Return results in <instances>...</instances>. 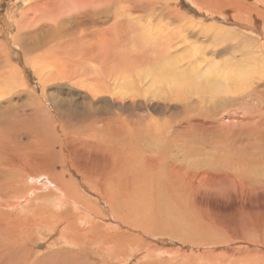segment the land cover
<instances>
[{"label": "rangeland", "instance_id": "374dc122", "mask_svg": "<svg viewBox=\"0 0 264 264\" xmlns=\"http://www.w3.org/2000/svg\"><path fill=\"white\" fill-rule=\"evenodd\" d=\"M46 1L48 0H0V49L2 50V52L0 50V71L1 73L3 72L4 78L6 77L7 73L12 72V75H16V81H19L15 82V85L13 83L11 87H8L3 83L2 79L4 78H2V74L0 73V84L4 85V91L2 92H6L3 97H0V135H4L3 138L0 137L3 140L2 141L0 139V161L2 160V164L1 162L0 164L1 166L4 164L7 166H2L4 172H1L0 174V183L4 181L3 183L5 184V186H12V184L14 183L13 177L19 172H24L25 167L26 170H28V167L31 166L30 163H36L38 166L46 165L48 168L56 165V172L60 173L61 171H64L62 173L64 174V177H66V180H68L69 177H73L72 180H76L78 182L80 181V178L76 176L77 174H79V171L78 173L74 174L75 171H71L70 165L68 164L69 160L67 159L70 157L69 149L66 146L62 147L61 142L59 141L60 139L63 140V138L61 137L59 132H57L58 134H54V132L50 131L53 130L51 123H53L52 119L54 118V116H51V112L55 114V117L57 119L58 117L60 118V115H69L74 118L72 119L73 121L79 120V122L77 121L76 124L78 126L75 125L68 129L69 138L67 141H63L64 145H66V143H68L69 141L73 146H75L76 137H79L81 139H88L90 134L93 135L95 133L94 131H90L89 129L87 131H84V128H86L87 124H80L82 123V114H85V112L81 110V107L83 105L82 100L85 98V92L89 93L86 88H82L77 84H69L65 81L63 83H60V79H58L55 83H52L53 81L49 82L48 80L45 81V79H43L42 77L40 78L38 75H36V71L33 67L36 59L32 57V59L30 60V57H28V55L27 57L25 56V54L28 52L27 49H29V46L32 43V40H28V38L23 37V35L21 38L16 39V36L18 34L24 33L26 31L35 30L37 34L43 33L40 39V46L49 44L48 47H51L49 49V53L57 50H64V46L66 44L67 46L73 45L71 41H85L86 43L96 41L98 36H94L92 34L87 35L89 32L82 31L80 27L79 31L74 30V27L78 25L81 19L75 18L74 15L76 13H73L71 11L63 16V31L59 28L57 29L58 31H56L55 29V31H53L48 26V24L52 22L53 15L55 14V11L52 10L53 8L51 6L48 9L47 17L38 16L36 13L22 16V13H28V11L34 12L35 9L38 10L40 7L42 9H39L38 13H41V11L43 12L44 6L40 4ZM90 1L89 4L94 5V3H97V1L100 0ZM131 1L134 2L136 0ZM159 1L157 0L156 2L155 0H152L150 4V6L153 5V7H151L152 9L149 10L148 8H150V6H148V8L146 9H140V11L137 10L138 12L136 10H132L130 12L126 4H117L115 7L110 8V13L114 10H117L121 15V18L119 20L121 22L125 21V19L129 16H132V18L140 19L144 22L151 21L154 22V24H160L159 28L161 30V33L158 36L160 38L167 39L168 37H171L172 42L171 40L169 41V43L167 41H164L162 42V45L164 49H167L169 51V57L173 56L176 61L178 60L176 64L177 68L185 65L186 67L188 66L195 69L196 66L195 71H202L215 65L217 67V72L212 71L211 73H207L204 75V78L207 80L208 85H199L198 82L193 83L190 87H192V89L194 90L195 95L200 98H197V96L187 95L188 93H186L185 99L187 100L178 98L175 95H173L171 100L163 99L159 96L156 98L151 96L145 97L143 95V86L144 88H146L147 84L145 83L147 82V80V83H149L150 78L148 77L146 81L136 79V83L135 81L131 82L134 83V87L137 90L136 93H139L138 97H134L132 99L127 98V100L124 99L125 104H122L120 102L115 103L114 107L112 109H106V112L112 114L124 105L122 111H120V115L122 119H127V130H124L126 137H131L133 135L136 136V134L142 135L143 138H141V141H148L146 142L145 147L148 148L151 146L150 149L155 148L154 146L156 145L155 143L150 144L149 142L152 140L151 138L154 137L150 133L151 130H154L156 132L155 134L159 136L161 134L159 132L162 129L161 137L163 139H165V135L167 139H175L176 144L179 145L182 144L180 141V137L186 136L187 131H190L191 128V132L193 130L196 131V129L198 131L199 129L203 130L207 128H216V136H210V138L215 141V144L217 142L216 145H218V148L216 150H213L209 143L200 142V139L201 137L203 138L202 135H204V133L197 134L196 132L194 135L187 134L188 137L186 138L185 148L182 150L183 152H179V157H177L178 147L176 146L175 141L171 146L172 149L170 148L169 150L167 143H165V147L167 150L166 163L168 164L169 160L174 162L176 165L180 163V165H177V167L183 172H191L198 176L205 175L204 173L207 172L208 168L212 164H217L219 170L222 173V175L220 176H224V179L219 182H208L210 189H212L214 193L210 194L212 196L209 195L210 191L208 193H201L204 197L200 200L201 202L194 198L195 196H187L183 206H180L178 204L173 205L172 203L165 201L166 199L164 200V197L167 196L161 195L163 198L160 197L159 200L158 198L157 200L151 198L154 193H150L149 190L144 189L146 180L138 174H130L133 170L135 171V169L139 168L138 165L133 162V164H131V168L129 164L125 173L126 178L127 175H131L132 183L133 180L134 183L132 184L130 182L129 184L132 185L133 190L130 192L132 201L130 200L131 205L129 204L127 206L129 207L128 211L131 212L132 215H135V213L137 214V219L133 217L132 219H134V221L136 220V222L139 224V227H141L140 225H143L144 227L146 224L148 228H150L148 229V231L145 228H142L141 234L140 232L134 233L131 230L125 228L121 230H124L125 232L130 231L129 233L138 235V237L143 240V250L148 249L154 251V256L152 257L147 251H145L146 262L144 261V259L139 260V258L137 260L131 259L132 261L128 260L127 258L124 260L120 258L119 262L113 260L108 264H165L166 262V264H245L246 260L248 261L249 258H256L258 254V258L264 259V247H262L264 246V239L260 240L257 238V235L259 233L264 238V189L257 191L251 185H243V179L248 176H243L241 181H239L238 177L230 176V174H227L230 172V169L225 162L226 156L228 154V151L225 148V144L229 139H231V137L234 139V141H236L237 146L246 144V139H250L251 143H254L258 136L253 133V127L256 124L264 127V125L262 124V118L264 117V89L262 88V86L264 85V75H259V73L264 72V0H255L252 2H249L248 0H237L240 2L238 4L243 7L244 13H246L244 16H242L243 20L248 19V16L251 15L256 18V20H252L247 23V26H253V29L252 27L248 28L247 26H245L243 22L239 21L236 15H232L234 13H232L230 9L235 10V8L231 4L225 5L222 0ZM87 7L90 8L91 6ZM59 9L63 10L62 4L60 5ZM75 9L77 12L81 11V8L78 4L75 6ZM170 10L174 11L175 14L172 18L176 19V17H178V15L180 14V16L178 17V21L176 20V22H174L172 21L173 19H169V22L166 21L171 17L170 15L167 17V12H169ZM13 15L15 16V18ZM111 20L112 21L109 23V25L115 23L113 22L114 18H112ZM42 27L44 31L39 30L42 29ZM59 30H61L60 33ZM181 30L182 32H186L181 33ZM56 32L60 34V38L61 35L65 38L60 40L56 39V41H53L54 35L57 34ZM76 32L79 36L75 35ZM59 34L56 36H59ZM63 34H65V36ZM86 35L90 36L89 39L86 38ZM81 38L84 39L82 40ZM177 38H179L180 41L185 40V43L183 45L178 44L175 48L172 49L170 46L176 43ZM67 40L68 42L66 43ZM56 45H58V48L60 47V45L63 46L62 48L60 47V49H58L57 47L56 49L53 48ZM26 46H28L27 49ZM67 46H65L66 50L64 51L70 49V47ZM73 46V49L75 50H77L78 48L80 50L82 49V47L85 48V45L82 46V44H75ZM76 46L77 49L75 48ZM152 51L158 52L156 48H154ZM39 54L40 52L36 53L35 56L41 57V55ZM139 54L142 55V57H138V61H136L137 66H139L140 69L144 71L145 58L143 57L142 53ZM148 55L149 57H152L154 59H157L158 57V55ZM73 56H75V60H78L80 62L82 57L81 53L68 54L67 61H72ZM132 60L135 61L136 58ZM256 60L258 63L255 62ZM156 63L157 62L155 61L154 64ZM252 63L255 65L258 64L256 65V68L254 67L255 65H252ZM250 65L255 69H252ZM134 66L135 65H132L130 67L127 66L125 71H129L128 68H131V70H137V66ZM258 66H260V69ZM150 67L152 66H149L148 68L151 69ZM155 69H158V67L152 68L153 71ZM241 69L246 70L243 72H248V75L245 77V79L239 81L235 80L232 83L231 73H237ZM121 74L125 75V73ZM41 79L42 81H40ZM105 84L108 85V87L110 86L112 87V89H114L115 84H118V86L120 85V81L114 82L110 79H107L105 80ZM194 84L196 86H193ZM136 85L139 86L136 87ZM166 88L169 87H165L164 89ZM258 89H260V93H258L256 97L251 98V96L256 94ZM164 93L165 90L162 92V94ZM214 94L218 95L214 97ZM53 96L54 98H56V103L52 101ZM240 96L242 97V103L239 102ZM108 97H111V99L114 98L115 100H117L118 98V96L113 92H109ZM141 98H143V100ZM66 99L70 101L71 105L67 106L68 102ZM98 99V101L101 102L99 97ZM135 99L140 101L138 104L139 106L135 105L134 108H128L131 105L127 103H129L130 101L135 102ZM199 101H201V103ZM77 104H80V106H77ZM146 104H148L149 106ZM187 104L190 107L187 106ZM99 105L101 104L99 103ZM32 106H34V108ZM49 106L50 115L46 113L45 109V107L48 108ZM163 106H165V108ZM182 107L184 110L182 109ZM238 108H242L243 110ZM39 110L42 112H40ZM103 111L105 112V110H102L101 112ZM30 115H32V117ZM103 115L100 114L101 117L105 118ZM26 116L27 118H29L30 116V120L27 119ZM39 117L41 119H38ZM154 118H156V120L158 119L159 122ZM236 118L241 119L242 121L237 122L235 120ZM3 119H5L4 122H2ZM22 119L26 121H23ZM17 120L21 121L18 122ZM39 120L41 122H38ZM58 120L60 122V125L65 121V119ZM32 121L35 124L31 123ZM43 121L46 122L45 125ZM26 122H29V124H27V127L24 128V126H26ZM5 125L7 126L5 127ZM8 126H12L15 128L11 127L10 129ZM201 127L204 128L201 129ZM177 129H180L182 131V134H176L174 131ZM15 130L18 134L15 133ZM19 131L21 132V136L19 135ZM227 131L230 132L227 133ZM25 132L26 134H24ZM56 134L60 135V139H57ZM12 135L15 136L12 137ZM5 136L6 138L12 137L10 139L8 138V140L5 139L6 142L11 140V142L9 141L8 144L4 142ZM83 142L78 144H83ZM5 143L7 144V146ZM13 143L15 145L17 143L16 147L15 145H13ZM23 143L24 145L22 147ZM36 143L38 144L36 145ZM129 143L130 142H128L127 145L126 156L128 154L131 155V153H134V149H132L133 147L131 146V143ZM4 146L6 147V151L4 150ZM261 146L263 147L252 148L254 154H260L261 156H264V142ZM197 149H199L200 152L198 155L195 154V150ZM188 151H190L192 154H188ZM79 152L82 154V150H79ZM145 152L147 154H150L152 151L145 150ZM32 153L33 156L35 154L34 157L29 156ZM51 153L52 155H50ZM207 153H209V158H206ZM138 155L139 157H141L140 152H138ZM28 156L30 157V159H28ZM242 157L243 160H245V163H247L246 160L250 158V155L248 153H242ZM77 158L79 161H81L79 154ZM32 160L35 162H33ZM211 160L212 164L210 163ZM18 161L21 165L19 164L20 168L16 166L18 168L17 169L15 165L18 163ZM60 161L65 163L66 165H64L63 167ZM126 161L129 162V158H127ZM25 163L27 164L25 165ZM23 165L24 168H22ZM241 166L242 165H240V167ZM11 167L13 169H11ZM247 167L249 168H247V170L250 175L249 178L251 180L257 181L258 183L262 181L257 178L258 174L253 170L264 169V166L254 167L247 164ZM2 168H0V171L2 170ZM4 168H8L9 170H5ZM127 172H129V174ZM2 175H4V180L1 179ZM212 175L215 176V174ZM9 176H11L12 178ZM168 176L172 179H175L174 181H176V178L174 176ZM133 177H136V179H134ZM24 182H26V180ZM32 182L33 183L30 182L31 185L38 184L39 186H41L40 184H42L41 181L39 183L36 181ZM201 182H203L205 187H207V182ZM221 183H231V185H233V190L230 191L229 189H227L223 193L217 191L216 185ZM4 184L0 186V191L4 189L2 188L4 187ZM80 186H82V184H80ZM135 188L138 189L135 191ZM77 190L78 194L82 193L85 194L87 198H90H88L90 201H88V203L90 207H92L91 209L95 210V212L98 211L99 215L103 214L104 218L108 217V221L106 219V221H95L99 224L100 227L98 233H104V229L105 231H107L106 228L111 229V226L117 227V225H114L112 220L110 219L108 215L109 211L105 209V205L107 204L106 200L100 199L99 194L88 193L85 189ZM188 191H190L191 194H194L197 191L196 183L193 180H190L189 182ZM219 195H229L231 198L222 199L223 197ZM234 206L236 208V212L224 211L223 209L224 207L229 208ZM71 214L72 216H76V214H79L77 218L78 220L82 218V213L78 212L77 210L74 212V215L73 213ZM19 215V212H17L16 217H18ZM73 222H75L77 226H80L79 221L73 220ZM246 222H248L250 225H248V223L246 224ZM247 226H250L251 229H248ZM63 227L61 225V227L58 229L61 230ZM245 227L248 229V231L251 232L247 234V229L245 230ZM221 228H223L222 231H220ZM80 229L84 231V229ZM150 232L154 233L155 235H152ZM32 234L29 238L31 242L30 244H28L27 248H29V252H31L30 257H34L32 260H34L35 257L38 256L37 258L38 260H40L38 261V264H78V262H80V264H86V261H88L87 264H92L94 263V260L99 262H95V264L101 263L98 259H96V257L93 256L94 254L91 253V251H93V246H86V248L81 251L78 247L72 244L65 245L67 247L66 249L65 246L63 247L65 243L63 245L61 244V246L57 248H55V246L52 248H47V246H51L53 245V243H55L57 236L49 240H44V237L40 234H37L36 232H33ZM37 241L39 242L38 244ZM258 245L259 247L262 245L261 248H259ZM74 248H78L79 250H74ZM58 249H60V251ZM70 251L72 252L71 254ZM86 251L89 252L91 257L88 255V253H84ZM249 252L253 256L249 254ZM68 254L72 256L69 255V258L66 257V255ZM0 257H8L3 261V263L7 261L8 264H20L23 261V253L20 246L10 249L9 252L5 254H0ZM73 259H75V261Z\"/></svg>", "mask_w": 264, "mask_h": 264}, {"label": "bare ground", "instance_id": "6f19581e", "mask_svg": "<svg viewBox=\"0 0 264 264\" xmlns=\"http://www.w3.org/2000/svg\"><path fill=\"white\" fill-rule=\"evenodd\" d=\"M89 1L90 0H48L40 4L44 6L43 12L41 11V13L40 12L38 13V10L42 9L40 7L38 10L35 9L34 12L28 11V13L27 12L22 13V16L36 13L38 16L47 17L48 9L51 6L53 8L52 10L55 11V14L53 15L52 22L48 24V26L53 31L55 30L58 31L57 30L58 28L59 29L64 28L63 16L66 13L71 11L73 13H76L74 15L75 18L81 19L78 25L74 27V30L79 31V27H80L82 31L89 32L87 35L92 34L98 37L96 41H92V42L89 41L90 43H86L85 41H79V42L71 41L73 45L75 44H82V46L85 45V48L82 47V49L80 50L79 48L77 49V46L75 47L77 50H75L73 49L74 47L73 45L67 46L66 44L65 46L70 47L69 50L64 51L66 50L64 46V50H57V51H53L49 53V49L51 48V47L50 48L48 47L49 44H44L40 46V39H41V36L43 35L42 32H41L42 34H37L35 30H32V31H26L24 33L18 34L16 36V39L21 38L23 35V37H27L28 40L29 39L32 40V43L29 46V49H27L28 46H26V49L28 50V52L25 54V56L27 57L28 55V57H30L29 58L30 60L32 59V57L36 59V62L34 63L33 67L36 71V75H38L40 78L42 77L43 79H45V81L48 80L49 82L53 81L52 83H55L58 79H60L59 80L61 81L60 83H63L65 81V82H68L69 84H75V85L77 84L81 86L82 88H86V90L90 94L87 92H85L86 94H84L85 98L82 100L83 105L81 107V110L84 111L85 114L84 115L82 114V119H81L82 123L80 124H84V123L87 124V126L85 125L86 128H84L85 129L84 131H87L89 129L90 131L95 132L93 135L91 134L89 135L90 139L89 137L88 139H83V138L81 139L79 137H76L75 146H73L69 141L68 143H66V145H64L63 141H67L69 138L68 129L72 126H75L77 124V121L79 122V120L73 121L72 119L74 118H72L69 115H66V114H65L66 116L60 115V118L58 117V119H65L64 123L60 125V122L55 117V114H53L52 112L50 113V106L48 108L45 107L46 113L48 115L52 114L51 116H54V118L52 117L53 123H51L53 130H50V131L54 132V134L59 132V134L63 138V140L60 139V135H57L58 133L56 134L57 139H60L59 141L61 142V146L62 147L66 146L69 149L70 157L67 159L69 160L68 164L70 165L71 171L72 170L75 171L74 174L78 173L79 171V174H77L76 176L80 178V181L78 182L76 180H72L73 177L72 178L69 177V179L66 180L65 179L66 177H64V174L62 173L64 171H61L60 173L56 172V167H55L56 165H54L53 167H50L51 168L50 169L46 165L38 166L36 163L32 164L28 162L31 164V166L28 167L29 168L28 170H26V167H25L24 172H19L18 170L19 173L13 177L14 183L12 184V186H5V184L3 183L4 181L1 182L4 184V187H2L4 189L0 191V254L2 253L5 254L9 252L10 249L20 246L21 251L23 253V261L20 264H38V261H40L37 258L38 256H36L35 259L32 260L34 257H30L31 252H29L30 250L29 248H27L28 244H30L31 242L29 238L33 232H36L37 234H40L41 236H43L44 240L45 239L49 240L57 236L55 243H53V245L51 246H47V248H52L54 246L55 248H57V247H60L61 244L63 245L65 243L63 247L67 244H72L78 247L81 251V250H84L86 246L87 247L93 246V251H91V253H93L94 255L93 254L92 255L96 257V259H98L102 264H108L110 261H113V260H116L119 262L120 258L123 260L127 258L130 261H132L131 259L137 260L139 258V260L144 259L145 261V251H147L153 257L154 251L148 250V249L143 250L142 248L143 240H141V238H139L138 235L134 234V233H139V232L141 234L142 228H145L148 231L150 227L148 228L146 224L144 227L143 225H140L141 227H139V224L136 222V220L134 221V219H132V217L137 219L138 217L137 214L135 213V215H132L131 212L128 211L129 207H127L130 204V200H131L130 192L133 190V187L132 185H129L130 182L132 183V176L127 175V178H126L125 173L127 171V167L129 166V164L131 166L133 162L136 163L139 168L135 169V171L133 170L132 173L130 174H138L146 180V181L144 180L146 183L144 189L149 190L150 193H154V195L151 196V198H154L156 200L158 198L159 200V198L162 197L161 195L167 196V197H164V200L166 199L165 201L170 202L173 205L178 204L180 206H183L184 201H186L187 196H195L194 198H196L197 200H199V202H201L200 200L204 198L201 193H208L209 191H210L209 195L214 193L213 190L210 189L208 182H219L224 179V176H220L222 175V173L219 170L217 164H212V160L210 161L212 165L208 168L207 172L204 173L205 175H202V176L195 175L191 172H183L181 169L177 167V165H180V163L176 165L174 162L169 160L167 164L166 163L167 150L165 147V143H167L168 150H169L171 146L174 144L175 139L173 138L167 139L165 135H164L165 139H163L161 137L162 129L159 132L161 133L159 136L155 134L156 132L154 130H151L150 133L154 137L151 138L152 140L149 142L150 144L155 143L156 145L154 146L155 148L150 149L151 146L147 148L145 147V145H146V142L148 141H145V142L141 141V138H143L142 135L136 134V136H134L133 134H128V135H133V136L131 137L127 136L129 140L127 139L125 131H124V130H127V124H126L127 119L126 118L122 119L120 115L121 113L120 111H122V108L124 107V105L119 110H116V112H113L112 114L106 112V109H112L115 103L120 102L122 104H125L124 99L127 100V98L132 99L134 97L135 98L138 97L139 93L138 94L136 93L137 90L134 87V83L131 82V81H135L136 79L146 81L148 77L150 78L149 83H147L148 80L145 83L147 84L146 88H144L143 86V89H144L143 95L145 97L151 96V97L156 98L159 96L163 99L171 100L173 95H175L178 98H183L184 100H187L185 99L186 93H188L187 95L197 96L195 95L194 90L190 86L195 82H198L199 85H208V82L204 78V75L207 73H211L212 71L217 72V67L213 65L211 68H207L206 70H202V71H195L196 66H195V69L190 68L188 66L186 67L185 65H184L185 67L182 66L180 68H177L176 64L178 60L176 61V59L173 56L169 57V51L167 49H164L162 45V42L164 41H167L169 43V41L171 40V37H168L167 39V38H160L158 36L161 33V30L159 28L160 24L158 23L154 24V22H151V21L144 22L143 20L132 18V16H129L128 18L125 19V21L121 22L119 21L121 18V15L120 13H118L117 10H114L110 13V8L115 7L117 4H126L130 12L132 10L140 11V9L142 10V9L148 8L152 0H142V1L136 0L134 2H132L131 0L129 1L127 0H120V1L100 0V1H97V3H94V5H90ZM155 1L157 2V0ZM222 1L225 3V5L231 4L235 8L237 12L234 9H230V11L234 13L232 15H236L239 21L243 22L245 26H247V23L249 21L256 20V18L252 15L248 16V19L246 20L242 19V16H244L246 13H244L243 7L240 4H238L240 3L239 1L237 0H222ZM248 1L252 2L255 0H248ZM61 4H62L63 10L59 9ZM77 4L81 8L80 12H77L75 9V6ZM87 6H91V7L88 8ZM151 7H153V5H151L150 8L148 9L149 10L152 9ZM167 13H168L167 17L169 15L171 16L168 19L165 18L167 19L166 20L167 22H169L168 21L169 19L170 20L173 19L172 21L174 22H176V20L178 21V17L180 16V14L175 19V18H172L173 15H175L174 11L170 10ZM112 18H114L115 21L113 20V22L115 23L112 25H109V23L112 21L111 20ZM247 27L248 28L252 27L253 29V26H247ZM39 30H43V27L42 29H39ZM63 30L64 29H62V31ZM60 31L61 30H59V33ZM184 32H182L181 30V33H184ZM59 33H57L56 35H58ZM56 35H54L53 41L54 40L56 41V39L60 40V39L65 38V37H62V35L60 38V34L59 36H56ZM63 35L65 36V34ZM67 35H68V32H67ZM75 35H77V32ZM87 35H86V38L89 39L90 36H87ZM67 42L68 40L66 41V43ZM184 43H185V40L180 41V39L177 38L176 43L172 44L170 47L173 49L178 44L183 45ZM57 46L58 45H56L53 48L56 49ZM62 46L60 45L61 48ZM60 47L59 48L57 47V48L60 49ZM154 48H156L158 52H153L152 50ZM38 52H40L39 55H41V57L35 56V54ZM73 53H81L82 57H81L80 62L74 59L75 56L72 57L73 58L72 61H67V55L73 54ZM139 53H142L143 57L145 58L144 71H142L140 67L137 66L136 61H138L137 60L138 57H142V55H140ZM148 54L158 55V57L157 59H154L152 57H149ZM135 58L136 60L133 61L132 59H135ZM155 61L157 62L156 64H154ZM255 62H257V60ZM132 65H135L134 67L137 66L136 67L137 70H131V68H128L129 71L127 70L125 71L127 66L130 67ZM252 65H255V64L252 63ZM256 65L254 66L255 68H256ZM149 66H152L150 67L151 69L148 68ZM260 66H258L259 69H260ZM153 67H158V69H155L153 71L152 70ZM255 68L252 67V69H255ZM243 71H246V70L241 69L237 73H234V72L231 73L232 83L235 80L239 81V80L245 79V77L248 75V72H243ZM121 73H125V75H122ZM262 73H259V75L263 76L264 74ZM1 74H2V78H4L3 72ZM12 74H13L12 72L7 73L6 77L2 79L3 83L8 87H11L13 83L15 85V82L18 81V80L16 81L15 79L16 75L14 76ZM251 77H252V74H251ZM107 79H110L111 81H114V82L120 81V85L118 86V84H115L114 89H112V87L110 86L108 87V85L105 84V80ZM40 81H42V79ZM3 86L4 85L0 84V97H3V95L6 93V92L4 93L2 92L4 91ZM138 86L136 85V87ZM193 86H196V85L194 84ZM263 86L262 88L264 89ZM165 87H169V88L164 89ZM164 90H165V93L162 94ZM259 91L260 89H258L256 94L251 96V98L256 97V95L260 93ZM109 92L115 93L118 96L117 100H115L113 97H112L113 99H111V97H108ZM217 95L218 94H214V97H216ZM98 97L100 98L101 102L98 101L99 100ZM197 98H200V97L197 96ZM141 99L143 100V98ZM52 101L56 103V98H54V96H53ZM201 101L199 102L201 103ZM67 102H68L67 106L71 105L70 101L67 100ZM139 102L140 101L138 100H136L135 102L130 101L129 103H127L131 105L128 108H134L135 105L137 106L139 104ZM199 102H198V105H199ZM239 102L242 103L241 96L239 97ZM99 103L101 105H99ZM77 106H80V104H77ZM187 106L189 105L187 104ZM32 107L34 108V106ZM163 107L165 108V106ZM238 109L243 110L242 108H238ZM102 110H105V112L104 111L101 112ZM100 114L102 115L107 114V115H103L105 117L103 118L100 116ZM32 115L30 116L32 117ZM45 115H44V118H45ZM30 116L29 118H27L26 116V118L30 120ZM38 119H41V118L39 117ZM154 119L156 120V118ZM154 119H151V120H154ZM4 120L5 119L1 121L4 122ZM235 120L237 122L242 121L241 119H237V118ZM17 121L19 122L21 120H17ZM23 121H26V120H23ZM156 121H158V119ZM38 122H41V121L39 120ZM31 123H34V122L32 121ZM45 123L46 122H44V125ZM27 124H29V122L28 123L26 122L25 124L26 126L23 125L24 128L27 127ZM262 124L264 125V117L262 118ZM6 126L7 125H5V127ZM11 127L9 128L11 129ZM12 128H15V127H12ZM203 128L201 127V129ZM16 130H15V133H17L18 131ZM191 130L190 131L188 130L187 134L194 135L196 132L197 134L204 133V135H202L203 138L201 137L200 139V142L209 143L211 145V148H213V150H216L218 148V145H216L217 142L215 144V141L212 138H210V136H213V137L216 136V133H217L216 128H207L203 130L199 129L198 131L196 129V131L193 130L192 132ZM253 131H254L253 133L256 136H258V138L254 141V143H251L250 139H246V144H241L240 146H237L236 141H234L232 137L231 139L228 140V142L225 144V148L228 151L225 162L230 169V172L227 174H230V176L238 177L239 181H241L243 176H248V177H245V179H243L242 184L243 185L247 184L248 186L251 185L253 186V188H255L258 191V190L264 189V169L253 170L257 172L258 174L257 178L259 180H262L258 183L257 181H253L249 178L250 175L247 170L248 168L247 164L252 165L254 167L264 166V156H261L260 154H254L253 149H252V148H262L263 147L261 145H263V142H264V127H261L258 124H256L253 127ZM174 132L176 134L177 133L182 134V131L180 129H177ZM229 132L230 131H227V133ZM20 133L21 132L19 131V135L21 136ZM24 134H26V132ZM187 134L186 136L180 137L181 138L180 141L182 144L177 145L175 141V144L178 147L177 157H179V152H183L182 150L185 148L186 138L188 137ZM3 136L0 135V137L2 138ZM14 136L12 135V137ZM2 138L0 139L2 140ZM8 138L9 137L6 138L5 136L4 142H6L5 139L8 140ZM9 141L11 142V140ZM9 141H7L6 143L8 144ZM81 142H83V144H78ZM128 142L131 143V146L133 147L132 149H134L133 150L134 153H131V155L128 154L126 156ZM37 144L38 143H36V145ZM13 145L15 144L13 143ZM23 145L24 143L22 144V147ZM5 148L6 147L4 146V150ZM79 150H82V154L79 152ZM145 150H151L152 152L150 154H147ZM61 152H62V149H61ZM138 152H140L141 157H139ZM190 153L191 152L188 151V154ZM199 153H200L199 149L195 150L196 155H198ZM242 153H248L250 155V158L246 160L247 163H245V160H243ZM78 154H79L81 161H79L77 158ZM50 155H52V153ZM53 155H56V154H53ZM15 156H18V155H15ZM29 156L34 157L35 154L33 156V153H32ZM127 158H129V162L126 161ZM206 158H209V153H207ZM28 159H30V157ZM1 164H0V168H2V166H6L5 164L1 166ZM17 164L15 165V167L17 166L18 168H20L19 161ZM26 164L27 163H25V165ZM61 164L63 167L64 165H66L63 162H61ZM240 165L242 166L240 167ZM8 168H4V169L9 170ZM22 168H24V165L22 166ZM11 169L13 168L11 167ZM20 171H23V170H20ZM1 172L2 173L4 172L3 168L0 171V174ZM127 173L129 174V172ZM212 174H215V176H213ZM168 175L174 176L176 178V181H174L175 179H172ZM194 177L198 178L201 181L207 182L206 183L207 187H205L203 182L199 181L198 179ZM3 178H4V175H2L1 179ZM186 178H190V179H186ZM23 179H25L26 182H24L25 180ZM134 179H136V177ZM190 180H193L196 183L197 191L194 194H191L190 191H188ZM32 181H36L38 183L41 181L42 184H40L41 186H39L38 184L31 185V183H33ZM178 181H179V185H178ZM1 183H0V186L3 185ZM133 183H134V180H133ZM231 183H232V178H231ZM231 183L230 184H225V183L218 184L216 185V190L221 193L225 192L227 189L232 191L233 185H231ZM80 184H82V186H80ZM77 189H85L88 193L99 194L100 199L106 200L107 204L105 205V209L109 211L108 215L110 219L112 220L113 224L114 225L116 224L117 227L111 226V229L106 228L107 231H105L104 229V233H98V230L100 229V227H99V224L95 221L100 222L101 220H105V219L107 220L108 217L106 216L107 218H104L103 214H101L103 216L102 217L101 215L98 214V211L95 212V210L91 209L92 207H90L88 203L90 198L88 197L89 198L88 199L85 196V194H82V193L78 194ZM137 189L138 188H135V191ZM219 196H222L223 197L222 199L231 198L229 195H219ZM223 209L224 211L236 212L235 206L229 207V208L224 207ZM76 210L82 213L81 215L82 218L80 220L77 219L79 214H76V216H72L71 214L73 213L74 215V212ZM17 212H19L20 214L18 217H16ZM73 220L79 221L80 226L79 225L77 226L75 222H73ZM247 223L248 222H246V224ZM61 225L62 227L63 226L64 227L61 230H59L58 228H60ZM248 225L250 224L248 223ZM247 227L248 229L250 228V226H247ZM80 228L84 229V231H82ZM124 228L131 230L134 233L132 234V233H129L130 231L125 232L124 230H121ZM222 229L223 228H221L220 231H222ZM246 229L247 228L245 227V230ZM248 229H247V234L251 232V231H248ZM151 234L155 235L154 233H151ZM257 238L260 240L264 239L260 233L257 235ZM38 243L39 242L37 241V244ZM261 246L259 247L258 245L259 248H261ZM65 248L67 249L66 246ZM76 249L74 248V250ZM58 250L60 251V249ZM71 253L72 252L70 251V254ZM84 253H88V255L90 256L89 252L86 251ZM70 254L66 255V257L69 258ZM249 254L251 253L249 252ZM258 256L256 258H249L248 261L246 260L245 264H264V259L258 258ZM7 258L8 257H4V258L0 257V264H8L7 261L3 263L4 259H7ZM73 260L75 261V259ZM95 262L97 261L94 260V263L92 264H95ZM138 262H141V261H138ZM85 263L87 264L88 261H86ZM78 264H80V262H78Z\"/></svg>", "mask_w": 264, "mask_h": 264}]
</instances>
